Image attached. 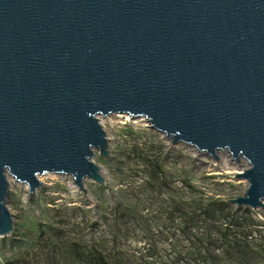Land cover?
<instances>
[{
    "label": "water",
    "instance_id": "obj_1",
    "mask_svg": "<svg viewBox=\"0 0 264 264\" xmlns=\"http://www.w3.org/2000/svg\"><path fill=\"white\" fill-rule=\"evenodd\" d=\"M111 114L244 159L227 200L264 207V0H0V237L8 176L104 183Z\"/></svg>",
    "mask_w": 264,
    "mask_h": 264
},
{
    "label": "rangeland",
    "instance_id": "obj_2",
    "mask_svg": "<svg viewBox=\"0 0 264 264\" xmlns=\"http://www.w3.org/2000/svg\"><path fill=\"white\" fill-rule=\"evenodd\" d=\"M113 115L99 117L108 138V156L94 150L92 157L100 166L104 183L85 180L88 192H83L71 187V178L54 174L44 176L46 184L28 195L26 185L8 179L6 205L12 214L13 228L11 234L0 237V264H89L77 254L86 255L93 247L101 249L111 264H168L165 239H180L178 249L192 250L181 230L187 215L168 211L169 202L186 199L184 183L224 199L244 193L246 180L223 168L217 158L194 152L181 142L173 144L142 122ZM152 143L164 145L160 155L164 184H144V166L130 152L134 144L146 149ZM175 187L182 189L176 191ZM251 212L259 221V225L250 226L251 254L264 256V207ZM142 222L149 224L153 236L143 230ZM146 239H160L156 241L158 255L153 256L154 263L145 256ZM205 252L201 253L200 264H213ZM250 261L264 264V257ZM217 264L244 263L220 255Z\"/></svg>",
    "mask_w": 264,
    "mask_h": 264
},
{
    "label": "trees",
    "instance_id": "obj_3",
    "mask_svg": "<svg viewBox=\"0 0 264 264\" xmlns=\"http://www.w3.org/2000/svg\"><path fill=\"white\" fill-rule=\"evenodd\" d=\"M163 148L164 145L159 143H152L146 149L140 148L137 144L131 146V154L136 156L144 166L143 170L146 174L144 184L155 181L164 184L165 171L160 159L161 153L164 152ZM158 187L160 185L156 186ZM181 189V187H175L174 190ZM183 189L187 195L186 199L180 202L172 200L168 203V211L170 214L187 215V221H184L181 230L187 238V247L189 246L192 250L178 249L177 244L180 239H165L169 248L165 253L168 264H200L203 251L211 256L210 262L213 264H217L220 255H224L227 260L240 261L244 264H251L250 260H260L264 257L260 253L251 254L253 242L251 227L259 225V221L253 217L250 208L235 206L218 195H208L204 189L197 188L192 183H184ZM141 226L148 234L152 233L148 223L142 222ZM156 233L161 234V230ZM153 234L150 235L153 236ZM214 236L220 239H211ZM158 240L160 239H146L143 245H148L145 256L152 258L149 263H154L153 256L158 255L156 244ZM112 243L114 244L115 241ZM219 249L220 251L216 253ZM77 257L84 258L89 264H111L108 256L96 247H93L86 255L78 253ZM159 257L162 255L159 254Z\"/></svg>",
    "mask_w": 264,
    "mask_h": 264
},
{
    "label": "bare ground",
    "instance_id": "obj_4",
    "mask_svg": "<svg viewBox=\"0 0 264 264\" xmlns=\"http://www.w3.org/2000/svg\"><path fill=\"white\" fill-rule=\"evenodd\" d=\"M113 116H115V117H118V118H122V117H126L128 120H132V119H129V116L128 115H122V114H117V115H113ZM136 121H139V119H135ZM139 122H142L144 125H146V123H145V121H139ZM100 123L102 124V120H100ZM108 139V138H107ZM108 141V140H107ZM193 150H194V152H198L196 149H194L193 148ZM203 153V152H202ZM206 154V153H205ZM207 156H209L208 154H207ZM216 156H217V163H219L223 168H225V169H230V170H232V172L233 173H235V175L236 174H238V173H242V172H244L247 168H248V164H247V162L244 160V159H242V158H240L239 160H235V159H233V158H231V156H230V154L228 153V152H226V151H223V150H218L217 152H216ZM210 157V156H209ZM214 158V157H213ZM50 175H54V173H48V174H44V175H40V176H38V178L40 179V181H41V185H44V184H46L44 181H43V177L45 176H50ZM60 176H62V177H68V178H70L69 176H67V175H64V174H61ZM238 177V176H237ZM11 177H7V179H10ZM85 180H89V179H84V181ZM84 181H83V184H84ZM70 183H71V187L72 188H76V189H78V190H80V191H83V190H81V189H79V188H77L74 184H73V182L70 180ZM25 185V184H24ZM25 187H27V186H25ZM245 187H247V183H245ZM84 189H85V184H84ZM84 192V191H83ZM85 192H88L87 191V189H85Z\"/></svg>",
    "mask_w": 264,
    "mask_h": 264
},
{
    "label": "built area",
    "instance_id": "obj_5",
    "mask_svg": "<svg viewBox=\"0 0 264 264\" xmlns=\"http://www.w3.org/2000/svg\"><path fill=\"white\" fill-rule=\"evenodd\" d=\"M163 136V135H162ZM164 137V136H163ZM247 162V161H246ZM248 164V163H247ZM249 166V165H248Z\"/></svg>",
    "mask_w": 264,
    "mask_h": 264
}]
</instances>
